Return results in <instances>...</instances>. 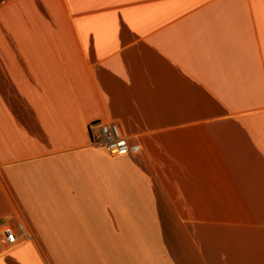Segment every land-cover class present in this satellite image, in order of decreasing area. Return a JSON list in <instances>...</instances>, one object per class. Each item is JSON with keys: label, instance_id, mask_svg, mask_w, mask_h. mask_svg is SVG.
<instances>
[{"label": "crops", "instance_id": "0c3cea01", "mask_svg": "<svg viewBox=\"0 0 264 264\" xmlns=\"http://www.w3.org/2000/svg\"><path fill=\"white\" fill-rule=\"evenodd\" d=\"M0 264H264V0H0Z\"/></svg>", "mask_w": 264, "mask_h": 264}, {"label": "built area", "instance_id": "2783aa9c", "mask_svg": "<svg viewBox=\"0 0 264 264\" xmlns=\"http://www.w3.org/2000/svg\"><path fill=\"white\" fill-rule=\"evenodd\" d=\"M98 127L100 130L99 142L109 154L121 155L137 149L136 146L129 144L117 124L100 123ZM3 235L7 244L14 245L18 241L17 234L8 226L3 228Z\"/></svg>", "mask_w": 264, "mask_h": 264}, {"label": "rangeland", "instance_id": "374dc122", "mask_svg": "<svg viewBox=\"0 0 264 264\" xmlns=\"http://www.w3.org/2000/svg\"><path fill=\"white\" fill-rule=\"evenodd\" d=\"M100 138V133L96 132V139L98 140Z\"/></svg>", "mask_w": 264, "mask_h": 264}]
</instances>
